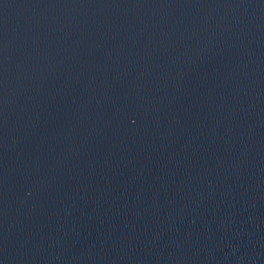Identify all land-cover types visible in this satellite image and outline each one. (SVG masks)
<instances>
[{
  "label": "water",
  "instance_id": "water-1",
  "mask_svg": "<svg viewBox=\"0 0 264 264\" xmlns=\"http://www.w3.org/2000/svg\"><path fill=\"white\" fill-rule=\"evenodd\" d=\"M0 264H264V0H0Z\"/></svg>",
  "mask_w": 264,
  "mask_h": 264
}]
</instances>
